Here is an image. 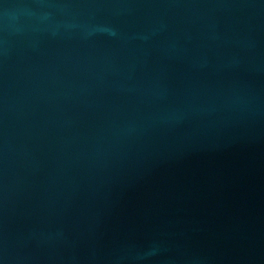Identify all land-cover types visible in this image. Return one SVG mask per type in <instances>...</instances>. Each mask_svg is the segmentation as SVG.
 <instances>
[{"label":"water","instance_id":"1","mask_svg":"<svg viewBox=\"0 0 264 264\" xmlns=\"http://www.w3.org/2000/svg\"><path fill=\"white\" fill-rule=\"evenodd\" d=\"M0 264H264V0H0Z\"/></svg>","mask_w":264,"mask_h":264}]
</instances>
